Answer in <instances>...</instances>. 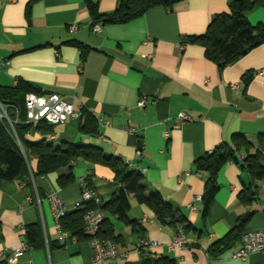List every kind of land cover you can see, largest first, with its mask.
Listing matches in <instances>:
<instances>
[{
  "label": "crops",
  "instance_id": "obj_1",
  "mask_svg": "<svg viewBox=\"0 0 264 264\" xmlns=\"http://www.w3.org/2000/svg\"><path fill=\"white\" fill-rule=\"evenodd\" d=\"M30 1L0 0V85L11 87L24 80L48 93L67 96L76 110L96 118L98 134L82 135L78 119L55 126L52 135L36 133L27 140L47 139L55 146L93 145L121 158L144 174L150 192H160L193 227L187 230L188 247L171 251L168 245L176 229L161 224L131 196L129 218L140 226L106 215L120 237V256L109 264H140L148 254L135 249L143 238L158 243L151 255L171 257L177 264H264V253L234 257L241 236H233L230 247L217 258L208 254L247 213L252 216L245 231L264 230V175L257 177L242 166L245 152L239 155V163H228L218 175L220 191L206 217L203 201L194 202L203 196L207 179L197 172V159L224 143L231 144L236 134L255 145L254 154L264 136V44L221 70L206 57L203 46L182 43L184 36L204 34L215 15L229 11L232 0H184L172 9L159 5L128 23L99 22V33L93 32L96 22L88 0H39L28 20ZM91 1L102 15L112 14L118 6V0ZM248 20L252 25L264 23V7L251 12ZM78 44L89 52L83 54ZM248 73L254 75L246 84ZM142 98L148 102L139 107ZM181 113L191 121L180 125ZM260 156L264 164V151ZM30 169L36 172L34 157ZM67 172L35 176L29 183L25 177L0 183L2 264V253L21 247L26 228L32 225L40 227L41 237L21 261L94 264L89 238L68 233L66 242H60L61 225L47 195L56 191L67 212H73L81 199L80 179L90 174L91 186L104 203L120 185L114 171L99 163L79 160L73 169L75 182L62 187L59 177Z\"/></svg>",
  "mask_w": 264,
  "mask_h": 264
},
{
  "label": "trees",
  "instance_id": "obj_2",
  "mask_svg": "<svg viewBox=\"0 0 264 264\" xmlns=\"http://www.w3.org/2000/svg\"><path fill=\"white\" fill-rule=\"evenodd\" d=\"M37 1L39 0H31L27 6L28 20L31 18L32 6ZM182 1L184 0H118L116 10L110 15L100 14L98 5L91 0H88L87 3L96 24L99 22L122 24L143 16L155 6L163 5L172 9ZM259 7H264V0H232L229 3V11L215 15L204 34L184 36L182 43L203 46L206 57L217 63L223 70L264 44V23L252 25L248 20V15ZM99 24L102 25V23ZM78 46L82 48L83 54L89 52L85 45L78 44ZM253 75V73L245 75L246 84L251 82ZM30 93L53 94L24 80H18L16 85L11 87L0 85V104L6 110L9 120L14 124V130L21 145L17 143L10 122L0 117V183L26 177L30 172L31 157L37 160L34 176H46L61 169H68L67 173L59 177V184L62 187L75 182L73 169L74 164L79 160L99 163L114 171L115 180L120 185L119 189L113 192L107 202L104 203L102 200L100 207L94 202H88L82 209L67 212L60 219L63 231L71 236H77L79 239L89 238L85 233L86 214L89 211L100 209L105 214V220L102 223L99 236L117 244L120 237L115 234L114 226L110 219L106 218V215L126 225L140 226L136 220L129 218L132 207L131 196H134L139 203L146 205L161 224L173 226L175 229L178 226H183L186 231L193 228L180 210L166 201L160 192L149 191L146 178L141 171L132 169L121 158L109 155L93 145L62 143L60 146H55L47 139L36 142L27 140L28 135L39 133L49 136L55 133V125L46 122L37 124L28 122L25 101L26 96ZM79 120L82 135L96 136L98 134L97 120L90 113L83 111ZM254 147L255 145L246 137L236 134L233 136L231 144L224 143L195 161L197 172L207 175L202 196L204 217L207 216L211 203L220 191L218 175L228 163H239V155H242L243 152L247 154V158L242 166L257 177L264 175V164L260 156V152L264 151V136L259 140L256 152L251 154ZM242 198L244 197L241 196L240 199ZM251 216L252 213H247L240 218L238 226L225 239L210 248L209 256L217 258L219 254L230 247L234 240L233 236L235 239L239 236L242 237ZM40 237L41 229L38 225L26 228L25 241L28 246H37ZM140 253H148L140 264H177L176 260L171 257H155L145 251Z\"/></svg>",
  "mask_w": 264,
  "mask_h": 264
},
{
  "label": "built area",
  "instance_id": "obj_3",
  "mask_svg": "<svg viewBox=\"0 0 264 264\" xmlns=\"http://www.w3.org/2000/svg\"><path fill=\"white\" fill-rule=\"evenodd\" d=\"M72 30H76V26L71 27ZM102 30L101 24H96L93 27L94 33H99ZM78 100V97H74ZM147 100L142 98L138 106L144 107L147 104ZM26 111L29 123H40L46 122L50 125H64L70 121L78 120L82 113L76 110L75 104L67 96H62L59 94H34L30 93L26 96ZM83 104L79 101V108H83ZM0 117L8 120L13 129L14 135L16 137L17 143L20 142L17 138L16 132L14 130V124L9 120L4 107L0 104ZM179 124L190 122L191 118L186 113H181L178 117ZM18 123V121H16ZM178 127V126H177ZM130 131H134L131 129ZM165 137L169 138V133L165 132ZM21 146V145H20ZM23 151V150H22ZM29 174L25 177V183L34 181V172L30 169ZM89 177L91 175L79 180L81 187V199L75 204V209H82L88 202H94L95 205L100 207L102 205V199L95 191V189L90 185ZM47 199L51 203L55 218L58 222L67 213V208L65 203L60 199L56 191H51L47 195ZM202 197H196L194 202L201 201ZM105 220V214L100 209L89 211L85 217V233L89 236L92 245V261L94 264H109L111 261L115 260L120 256L117 244L112 240L102 239L99 236L100 230L102 228V223ZM176 234L174 238L170 241L168 247L171 251L176 249L182 250L186 249L189 245V240L186 236L187 231L183 226L176 227ZM68 238V233L63 231L60 227L59 229V240L61 243H65ZM158 245L157 242L148 240L146 238L141 239L136 245V251L149 252ZM29 248L26 242L22 243L21 247L17 249H6L2 253L4 257L5 264H35L32 260L21 261L20 258L23 253ZM253 253H264V230L255 231H245L242 236V243L240 249L235 253L234 257L237 259H245ZM127 257V255H124ZM0 264H2L0 262ZM214 264H218L214 262Z\"/></svg>",
  "mask_w": 264,
  "mask_h": 264
},
{
  "label": "water",
  "instance_id": "obj_4",
  "mask_svg": "<svg viewBox=\"0 0 264 264\" xmlns=\"http://www.w3.org/2000/svg\"><path fill=\"white\" fill-rule=\"evenodd\" d=\"M111 18V17H110Z\"/></svg>",
  "mask_w": 264,
  "mask_h": 264
}]
</instances>
